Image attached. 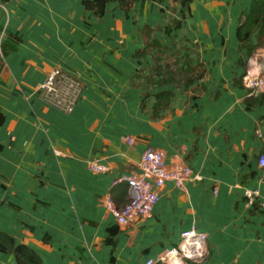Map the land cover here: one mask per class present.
Instances as JSON below:
<instances>
[{
    "label": "crops",
    "instance_id": "1",
    "mask_svg": "<svg viewBox=\"0 0 264 264\" xmlns=\"http://www.w3.org/2000/svg\"><path fill=\"white\" fill-rule=\"evenodd\" d=\"M84 1L0 0V44L15 46L0 57V233L42 264H144L195 227L207 253L185 264H264V214L243 196L244 187L264 189L255 133L264 137V102L248 107L242 85L248 61L264 74V45L244 57L235 35L250 0H189L197 53L177 59L154 34L185 17L176 0H111L100 16ZM54 67L82 83L70 113L36 90ZM158 77L161 86L147 87ZM146 147L192 174L182 188L166 182L147 216L119 226L104 202L126 201V185L112 181L141 174ZM90 162L105 171H89ZM0 264H18L15 252L0 250Z\"/></svg>",
    "mask_w": 264,
    "mask_h": 264
},
{
    "label": "built area",
    "instance_id": "2",
    "mask_svg": "<svg viewBox=\"0 0 264 264\" xmlns=\"http://www.w3.org/2000/svg\"><path fill=\"white\" fill-rule=\"evenodd\" d=\"M246 96H257L264 92V74L248 61L242 78ZM42 102L58 111L70 113L73 111L82 96L83 86L81 81L72 73L60 68H52L43 81L37 86ZM256 135L264 138L260 130ZM128 144L133 143L131 137L124 139ZM163 150L146 147L141 154L138 168L141 174L124 173L112 181V186L124 183L127 189L126 201L117 206L108 195L104 202L105 208L114 217L119 226H127L147 216L156 204L160 189L166 182L172 183L177 188H182L183 183L192 174L191 168L186 164L168 165ZM258 166L261 169V178H264V140L262 151L258 154ZM88 170L103 172L106 167L90 162ZM243 196L248 206H257L264 214V189L244 187ZM180 241L176 247L165 249L161 255L148 258L144 264H185L184 259L200 262L206 256V234L195 227L185 229L180 234Z\"/></svg>",
    "mask_w": 264,
    "mask_h": 264
},
{
    "label": "trees",
    "instance_id": "3",
    "mask_svg": "<svg viewBox=\"0 0 264 264\" xmlns=\"http://www.w3.org/2000/svg\"><path fill=\"white\" fill-rule=\"evenodd\" d=\"M108 1L111 0H85L83 5L85 9L92 11L95 15H102L105 10V5ZM139 0H117V2L124 8L132 7ZM161 2L163 0H156ZM181 7L187 8L189 0H176ZM183 14V12H182ZM181 26V20L174 19L171 26H167L165 30L170 32L171 29H177ZM141 32L142 30L137 29ZM235 35L239 43V50L243 51L244 57L249 56L252 53V50L258 45H264V0H250L249 5L245 10L242 11L238 23L235 28ZM154 46L160 48V44L157 40L153 42ZM15 46L10 44L9 41H4L0 44V57L7 55L9 52L14 51ZM138 57L144 55V51H138L134 53ZM187 71H191L188 66L190 61H186ZM185 71L182 72L181 76H184ZM159 74L160 70L157 69ZM188 73V72H187ZM244 74V73H243ZM174 77V74L173 76ZM154 83L157 86H161L164 81L161 77H158ZM243 85V83H242ZM160 97V94L157 95ZM264 102V93H261L257 96H249L247 100V106H257ZM3 121V117L0 116V123ZM115 229L110 230V237L107 241L110 243L111 238L115 233ZM0 250L1 251H13L15 252L16 259L18 264H42L38 255L31 249L25 247L24 245H14L12 238L5 237L0 233Z\"/></svg>",
    "mask_w": 264,
    "mask_h": 264
},
{
    "label": "rangeland",
    "instance_id": "4",
    "mask_svg": "<svg viewBox=\"0 0 264 264\" xmlns=\"http://www.w3.org/2000/svg\"><path fill=\"white\" fill-rule=\"evenodd\" d=\"M225 2V1H224ZM231 1H228V3ZM177 5V4H176ZM185 17L181 18V27L178 29H171L170 32H167L165 28L167 26H171L172 20H169L167 24L162 25L160 28H157L156 31H154L157 36L162 38V41L166 44L164 47L168 49L167 53H170V55L173 56V59H177V56H180L183 54H196L197 48L193 44L192 40L196 38L197 30L194 28L193 25H187L188 21H193V18L191 16L190 10L185 8ZM179 16V15H178ZM182 40H184V47H178V45L181 44ZM186 45V46H185ZM260 50V49H259ZM170 51V52H169ZM221 51V50H220ZM261 51V50H260ZM159 52H156V57L158 58ZM167 59L162 58V66L166 65H172L170 69H176L177 62L174 63L172 61H165ZM160 59H158L157 65L160 67V64H158ZM169 65V66H170ZM147 87L152 86L154 84V79L147 80Z\"/></svg>",
    "mask_w": 264,
    "mask_h": 264
}]
</instances>
